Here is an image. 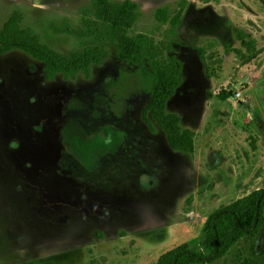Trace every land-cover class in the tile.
Listing matches in <instances>:
<instances>
[{
	"label": "rangeland",
	"instance_id": "obj_1",
	"mask_svg": "<svg viewBox=\"0 0 264 264\" xmlns=\"http://www.w3.org/2000/svg\"><path fill=\"white\" fill-rule=\"evenodd\" d=\"M136 3L131 36L182 64L167 105L194 135L189 153L143 118L156 83L146 58L118 56L92 77H46L22 50L0 54V264H156L182 245L206 251L218 210L264 189V0ZM93 0H0V30L20 27L61 54L90 44ZM264 259V237L242 239L210 264ZM208 264V263H207Z\"/></svg>",
	"mask_w": 264,
	"mask_h": 264
},
{
	"label": "trees",
	"instance_id": "obj_2",
	"mask_svg": "<svg viewBox=\"0 0 264 264\" xmlns=\"http://www.w3.org/2000/svg\"><path fill=\"white\" fill-rule=\"evenodd\" d=\"M93 7L92 14H83L82 27L73 28L66 24L60 28L70 35L90 40V44L82 50L61 54L49 49L28 30L22 29L20 17L14 15L0 30V54L16 49L28 53L45 63L46 77L50 80L59 73L67 78L80 74L91 78L92 67L103 64L109 58L108 43L118 45V56L123 61L140 64L148 58L157 79L143 118L149 125L155 123L165 131L173 150L184 153L193 151V133L182 130L180 116L167 111L168 103L184 83L181 62L163 58L150 35L129 34L139 19L136 3L93 0ZM263 237L264 189H260L237 206L224 207L211 215L204 253L182 245L161 256L156 264H210L222 258L242 239L252 240L257 245ZM243 264H264V259L249 258L243 260Z\"/></svg>",
	"mask_w": 264,
	"mask_h": 264
}]
</instances>
